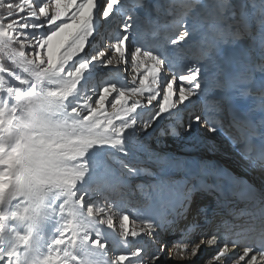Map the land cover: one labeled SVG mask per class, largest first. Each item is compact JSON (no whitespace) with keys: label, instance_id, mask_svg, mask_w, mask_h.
Here are the masks:
<instances>
[{"label":"snow or ice","instance_id":"6c2138e0","mask_svg":"<svg viewBox=\"0 0 264 264\" xmlns=\"http://www.w3.org/2000/svg\"><path fill=\"white\" fill-rule=\"evenodd\" d=\"M179 3L180 0H164L165 10L174 13ZM120 4L121 0H106L101 19L107 20ZM96 9L97 0H45L43 4L38 0H0V74L13 75L9 69L14 67L28 77H15L23 89L0 88V264H134L129 256L138 258L135 264H161L162 260L190 264L201 247H215L218 243V236L211 235L195 244L174 243L169 247L158 240L153 222L141 220L144 234L159 247L151 252L137 248L130 253H113L107 233L100 227L115 231L116 213L112 206L107 200L103 205L88 202L87 193L78 194L77 185L88 172L86 157L90 150L101 145L122 146L125 132L136 124V120L128 122V118L143 105L140 100L130 103V98L147 93L146 105L151 107L162 96L154 123L160 115L179 108L193 96L206 95L201 90L202 68L206 67L209 54L220 52L219 45L212 44L206 55L191 62L186 73L177 76L165 69L164 61L157 55L139 47L129 51L126 42L134 17L128 14L120 26L122 38L106 42L89 60L67 70L85 53L95 35ZM155 10L159 12V4ZM40 29L50 32L40 38ZM190 35L188 51L207 44L205 32L195 21L189 26L187 19L181 21L178 35L170 43L180 45ZM129 57L134 70L145 63L149 65L138 87L104 86L94 102L88 98L82 105L66 110L65 102L73 96L91 63L121 71L119 65L127 63ZM259 71L264 73V64ZM170 72V78L162 76ZM225 73V66L213 62L210 74L214 79L221 80ZM164 77L169 79L165 82ZM259 94L264 107V87ZM215 101L217 110L229 103L226 97ZM106 104L110 105V112L105 110ZM233 119L239 123L235 116ZM196 123L210 133L219 127L218 123L209 126L196 116L184 130L191 131ZM150 126L144 125L143 130ZM261 131L264 139V127ZM164 194L163 188L157 190L158 196ZM186 207H190V202ZM129 220L127 214L119 220L120 236L126 245L129 235H140L135 230L129 232ZM191 227L195 229L197 225ZM242 230L264 238V223L259 228ZM236 252L235 243L225 244L214 255L215 264H227V258ZM231 264H264V246L241 248Z\"/></svg>","mask_w":264,"mask_h":264},{"label":"rangeland","instance_id":"374dc122","mask_svg":"<svg viewBox=\"0 0 264 264\" xmlns=\"http://www.w3.org/2000/svg\"><path fill=\"white\" fill-rule=\"evenodd\" d=\"M247 1V4L249 3L252 7L258 8V17L264 15V0ZM38 2L43 4L45 0H38ZM242 3H245V0L244 2L243 0H180L179 7L175 12L168 13L165 10L167 6L164 4V0H121V4L114 8L113 13L108 19L103 20L101 16L106 5V0H97V9L93 21L95 35L89 42V47L85 53L77 57L67 70H72L79 63L89 60L91 55L105 46L106 42H115L122 38L124 34L120 31V26L128 14L134 17L133 27L126 42L129 51L131 52L134 48L139 47L142 51H149L157 55L164 61L165 69L177 76L186 73L187 66L191 62L206 55V50L209 46L212 44L219 45L220 52L209 54L208 59L204 62L206 67L202 68L201 90L202 93H206L209 96L208 98L202 97V94H197L183 105H180L179 108L173 109L172 112L160 115L153 123L154 117L157 116L158 103H162V96L158 101H154V105L151 107L146 105L145 97L147 93L144 96H132L129 101L130 103L140 100L143 106L138 108L128 118V122L134 119L136 120V124L133 128L128 129L123 137L124 140L133 145L150 147L151 150L161 151L164 154L173 153L176 150L183 153L185 149L188 151L189 145L194 149V152L205 150L208 153V147L214 144L217 138H224L222 136L223 133H221L223 132V123L227 124L228 127L231 125L230 122H232L234 116L232 108L228 107L230 110L229 114H225L221 120L217 118V122H214V126L217 123L219 124L215 133H210L206 128H201L199 123L192 124L191 131L186 132L184 129L188 124L192 123V120L196 116H199L202 122H207L210 126L207 118H210V120L214 119L213 101L216 99L214 96L226 97L224 93L229 90L230 86L228 73H225L221 80L214 79L210 74L213 62L217 65H222V57L226 58L230 53H234L244 59L251 52V46L256 38L254 33L260 30L256 28L253 31V27L246 22L241 14ZM157 4L160 5L159 12L155 10ZM210 5H212L211 8L209 7ZM128 8L132 10L131 13H129ZM2 11L6 12V9ZM184 19L188 20L189 26L195 21L198 27L205 32L207 44L202 49L188 51L191 35L189 40L180 45H172L170 43L178 35L179 24ZM49 32L50 29H40L38 36L44 38ZM223 49L224 52L222 54ZM148 66L145 63L143 67L134 72L130 57L127 63L119 65L121 71L111 67L105 68L99 62L91 63L88 70L83 74L75 93L65 102L66 110L70 111L72 107L82 105L88 98H91V101L94 102L98 98L101 88L104 86L115 85L118 89L138 87L139 79L147 74L146 69ZM9 70L13 75H8L7 73L0 74L3 75V79L0 81V88L21 87L23 89V86L18 84L15 77L19 76L20 78L27 79V74L14 67H11ZM171 72L162 74V76L167 75L170 78L173 74ZM133 77L136 78L135 81H133ZM168 77H164L165 82L169 79ZM48 87L53 86L49 85ZM109 99L111 100L112 97L110 96ZM175 99L176 97L174 96V103ZM105 110L110 112V105L106 104ZM182 115H184V118L181 119ZM116 123H119V121ZM146 124L151 126L144 131L143 127ZM173 130L175 131L173 132ZM121 148L120 145L116 146L118 154H91L90 152L92 151L90 150L86 157L88 172L83 182L77 185L76 190L78 194L87 193L85 199L88 202H97L103 205L105 200H107L112 206L113 211L116 213L114 219L115 231L106 229V226L100 227L107 233V239L110 242L109 247L113 253H130L137 248L144 249L147 252L155 251L159 247V244H153L152 242L151 246L144 247L133 243L141 235L145 236V229L140 221L147 220L145 219V215L148 208L156 200L158 189H177L179 186L183 189L182 185L184 184L182 182L184 180L182 179L185 177L181 175L176 176L174 179L163 177L151 166L129 162L127 158L128 152L125 149L122 152ZM124 152H127V155ZM237 159L240 160L241 158ZM257 159L261 161L260 158ZM225 160L228 162L232 159L225 158ZM240 161L243 164V159ZM227 162L223 163L221 160H215L212 163L214 168L212 170L223 171L224 169L226 173L230 172L235 176L241 177V174L229 168ZM131 169H135V172L130 171ZM209 171V168L205 169V172ZM242 178L246 179L244 181L247 182H255L250 177L244 176ZM119 179L129 180L128 185L126 187L119 186L116 184V181ZM229 179L232 180V177ZM231 180L226 181L225 177H220L215 188L210 192L226 198L225 186L232 183ZM260 183L264 185V181ZM183 195L186 196L185 206L190 202V207H187L189 211L188 216L195 215L200 217V221L196 224L197 227L195 229L186 226V229L182 230L179 228L178 222L174 218L175 216L172 215L163 224L156 226L158 227L157 233L159 235L168 236L166 238L167 243L165 244L169 247L174 243L185 244L188 240H192V244H195L207 235V233H203L205 229L202 227L206 226L204 224L207 221L210 204L203 202L200 189H197L192 184L186 186ZM124 214L129 215L130 218L129 232L135 230L140 233L136 238L129 235L127 245L122 241L120 236L122 230L120 229L119 220ZM176 251L177 249H173V252ZM129 259L133 260L134 264L138 260V258L131 256H129ZM209 260V257L204 259V264H207ZM124 264H128V262L125 261ZM161 264H172V262L162 260Z\"/></svg>","mask_w":264,"mask_h":264},{"label":"bare ground","instance_id":"6f19581e","mask_svg":"<svg viewBox=\"0 0 264 264\" xmlns=\"http://www.w3.org/2000/svg\"><path fill=\"white\" fill-rule=\"evenodd\" d=\"M247 2L248 1L245 0V3H242L241 5V14L246 22L253 27V31L256 28L260 31L254 33L256 38L251 46L249 56L242 59L236 54L230 53L228 54V57H222V65L226 67V73H228L230 83L231 81L235 82L234 85H230L229 90L224 93V96L228 98L229 103L221 106L219 110L215 108L217 107L215 100L220 96H214L216 98L213 101L214 119L210 120V118H207L210 126H214V122H217V118H220L221 120L224 118L225 114H229L230 110L228 107H231L233 102L231 91L240 85L243 77L250 78L253 82L255 81V84H257V87L259 88L264 87V80H262V78H264V73L259 71L260 65L264 64V15L258 17V8L252 7L249 3L247 4ZM223 52L224 49L222 50V54ZM133 71L135 72V70ZM202 97L208 98L209 96L203 95ZM183 116L184 115L181 116V119L184 118ZM233 118L229 127L227 124L223 123V132L221 133H223L222 136L224 138H217V141L208 147V153L205 150L194 152V149H192L190 145L188 146V151L185 149L183 153L176 150L173 153L165 154L161 151L151 150L150 147L133 145L132 143L127 142V140H124L122 146L120 145L128 152L129 155L127 158L129 162L151 166L163 177H170L172 179L179 175L185 177L182 179L184 180L182 182V184H184L182 185L183 189L179 186L177 189L165 190L164 196L160 197L157 195L156 200L148 208L145 219L153 222L155 226L163 224V222L170 219L172 215L175 216L174 218L178 222L179 228L182 230L186 229V226L191 227V225H196L198 221H200V217L195 215L188 216L189 211L184 203L186 196L183 195L188 184H192L197 189H200L203 196V202L210 204L207 221L204 224L206 226L202 227L205 229L203 230V233H207V235L203 238L206 239L211 235H216L219 238L218 243L215 247H201L199 254L190 262V264H204V259L208 257H210L209 264H215L214 255L219 249L225 244L231 246L234 243L233 239L226 234H236L242 227V224L246 222V218L243 220L245 216L243 206L247 204L244 203L247 201V197L243 194L245 192L238 191L241 189V187H239V181H235L236 188L230 187L226 191V198H224L221 195L210 192L218 183L220 171L215 169L205 172V169H211L212 163L215 160H221L223 163H226L227 161L225 158H229L232 159L227 162L229 168L234 169L242 175L241 177L238 176L237 180H239L238 178L245 176L250 177L257 182L264 181V164L258 161L257 152L252 153V149L254 148L251 138L245 135V130H248L249 132L255 130L254 128L257 127L256 122H249L240 125L234 121ZM91 151V154L119 153L116 151V147L113 148L109 145L97 146ZM237 158L243 159V164L240 161L241 159L238 160ZM128 183L129 180L127 179H119L116 181V184L123 187H126ZM238 197L242 202H240ZM218 229H223V232L219 231L216 233ZM156 236L162 243H167L166 238L168 236L163 234L159 235L158 233H156ZM135 240L136 241L133 242L134 244L142 245L144 247L151 246L152 244V241L147 235H141ZM185 244L191 245L192 240H188ZM241 248L242 246L237 245V252L227 258V264H231V260L239 254ZM176 259L178 260L179 256H177Z\"/></svg>","mask_w":264,"mask_h":264},{"label":"clouds","instance_id":"9594fccd","mask_svg":"<svg viewBox=\"0 0 264 264\" xmlns=\"http://www.w3.org/2000/svg\"><path fill=\"white\" fill-rule=\"evenodd\" d=\"M262 164H264V162H261Z\"/></svg>","mask_w":264,"mask_h":264}]
</instances>
